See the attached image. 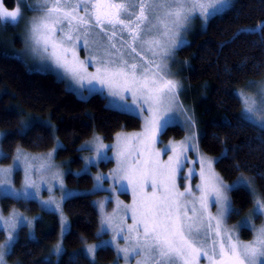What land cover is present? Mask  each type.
I'll use <instances>...</instances> for the list:
<instances>
[{
	"label": "snow or ice",
	"instance_id": "obj_1",
	"mask_svg": "<svg viewBox=\"0 0 264 264\" xmlns=\"http://www.w3.org/2000/svg\"><path fill=\"white\" fill-rule=\"evenodd\" d=\"M12 2L14 7L9 9L5 0H0V22L18 25L23 18L20 4L26 0ZM222 3L223 0H35L30 6L39 13L28 21L22 38L31 55L49 61L89 94L106 93L118 99L123 112L137 118L148 114L142 117V132L118 133L113 145L98 142L94 147L96 158H89L92 165L97 160L114 158L117 167L112 170V190H131L133 200L131 205L117 200L113 213L101 220L98 233L111 230L112 240L86 249L87 253L94 254L119 238L125 241V247L115 246L118 256L126 260L139 256L135 264H264V226L253 223L254 218L264 217V194H257L251 181L243 176L231 184L224 183L214 164L227 158V152L213 159L199 156L190 161L188 152L197 150L191 144L193 135L163 150L155 146L177 114L184 113L185 124L194 123L178 100L181 85L171 78L168 61L184 46L185 38L180 34L188 30L197 14L206 20L209 9ZM93 46L95 54L81 60L78 50L83 47L88 51ZM89 66L95 70L88 71ZM235 95L243 105L241 120L246 122L245 112L264 115V88L254 95L239 90ZM34 126L31 119L22 121L17 134L27 135ZM5 135L0 133V137ZM113 148L115 153L110 157L108 152ZM168 151L172 155L161 159ZM52 156L53 153L30 156L18 149L12 167L0 168V199L20 194L35 199L36 193L30 189H38L32 179L37 173L41 183L47 184L49 179L53 182L49 191L57 186L63 190L62 174L53 171L56 166ZM0 159H7V154L0 151ZM189 163L192 167L185 173ZM21 164L25 183L18 192L12 187V175ZM82 171H87V165ZM196 177L199 183L193 185L191 181ZM107 178L100 174L94 179L99 185ZM240 187L248 190L253 209L238 225L229 228L227 218L238 215L239 210L227 193ZM107 201L111 202V196ZM62 202L50 198L40 204L59 209ZM25 222L26 218L15 212L7 219L0 214V230L4 226L7 230L5 243L0 244V264H4L5 250L16 241L18 223ZM237 229L254 233L253 238L241 240ZM55 252L61 253L62 248L57 246Z\"/></svg>",
	"mask_w": 264,
	"mask_h": 264
},
{
	"label": "trees",
	"instance_id": "obj_2",
	"mask_svg": "<svg viewBox=\"0 0 264 264\" xmlns=\"http://www.w3.org/2000/svg\"><path fill=\"white\" fill-rule=\"evenodd\" d=\"M5 2L13 6L12 0ZM262 22L264 0H234L225 10L214 14L205 28L195 30L179 50L190 60L185 71L186 80L204 95L197 102L200 104L197 111L202 149L215 157L227 152V158L215 163L225 181L245 172L255 178L264 194V127L240 119L242 103L235 95L238 85L264 76ZM13 38V48L0 38V129L6 134L2 137V147L7 154L5 160L12 157L18 146L32 151L47 150L58 136L63 145L57 150V158H69L72 166L78 167L83 162L79 146L95 130L105 140H112L119 130L141 126V118L108 105L101 93L81 98L55 73L31 68L23 57L13 54V50L22 48L17 33ZM29 114L50 122L37 121L27 135L17 134L22 118L27 119ZM183 134V127L175 124L170 125L163 136ZM67 180L71 185L86 187L92 184L93 177L89 172L79 175L69 172ZM97 195L98 192L80 193L66 199L64 210L70 227L63 238L65 250L57 259L45 258L49 245L59 237V218L53 211H43V218L36 222L35 237L30 236L26 228L21 229L11 257L21 264H94L78 249L84 242L98 237L100 219L94 202ZM230 196L233 206L239 210L238 215H230L231 220L253 204L244 187L230 191ZM1 203L7 209L17 205L33 213L42 210L34 199L12 197L1 199ZM3 239L4 231L0 230V242ZM114 257L112 246L97 251L100 263Z\"/></svg>",
	"mask_w": 264,
	"mask_h": 264
},
{
	"label": "rangeland",
	"instance_id": "obj_3",
	"mask_svg": "<svg viewBox=\"0 0 264 264\" xmlns=\"http://www.w3.org/2000/svg\"><path fill=\"white\" fill-rule=\"evenodd\" d=\"M233 1L234 0H223V3L220 5H217L215 9H209L210 15L208 16V18L206 20L201 18L199 16V14H197L196 18H194L190 22V24L188 26V30L181 32V34H180L181 36H183L185 38V44L188 43L192 33L195 30L205 28L208 20L214 14H217V13L225 10L227 7H229L233 3ZM33 4H35V0H26V3L20 4L23 18L19 20L18 25H14V24L7 23V22H0V38L4 39L6 42H8L10 47L12 46V48H13L14 47L13 35H14V33H17L18 38H20L22 41V48L20 50H13V54L20 56V57H23V59L26 61V63H28L30 65V67L33 69H39V70H43V71H51V72L55 73L59 78L63 79L65 81L66 86L69 89L73 90L79 97H81V98L89 97L91 94H89L88 92L81 89L80 86L75 81L66 78L63 75L62 70L56 69L49 61L44 60L42 57H34L33 55H31L26 50V46L22 40V38L25 34L26 24L32 18L39 15V13L32 11L30 9V6ZM6 6L9 9H12L14 7V5L8 6L7 4H6ZM90 39L99 40L98 37H91ZM179 49L174 52L173 58L168 61V66H169V70L172 74L171 78L176 80L181 85V91H180V94L178 96V100H179L180 104L183 106V108L187 110V115L192 118V121L194 123L192 125L185 124L184 123V118H185L184 113L177 114L176 119L172 122L171 125L178 124V125L182 126L184 129V134L179 136V137H175L173 135L165 137V136H163V134H161L158 137V141H157L155 146L157 149L163 150L166 145L179 144V143L185 141L186 137L193 135L194 138L192 139L191 144L195 145L197 150L195 152H193V151L188 152L189 160L190 161L196 160L197 157H199V156H203L204 158H207V159H213L216 157L214 155H211V154L205 152L202 149L200 142H199L201 129H200V125H199L200 116L198 115L197 107L200 104L197 102L199 101L198 98H203L204 95H203V93H199V91L195 88V86L192 85L191 82L186 80L187 77L185 78V76H186L185 71L190 66V60L187 57H183L181 55ZM78 54H79V58L81 60H84L89 55L95 54V46H93L92 49L88 50V51H86L83 47H81L78 50ZM94 70H95L94 67L89 66L88 71L91 72ZM249 82H251V83H249ZM261 88H264V76L247 80L245 83L238 85L235 89V92L237 90H239L242 93H246L247 95H254ZM82 92H83V95H81ZM97 93H100V92H97ZM101 94L106 98L108 105H110L114 108L120 109L119 108L120 102L118 99L109 98L106 96V93H101ZM242 108H243V105H242ZM147 115H148L147 113L141 114V126L139 128L130 129V130L129 129L119 130L116 132V134L114 135L112 140H105L103 138L102 134L99 131L95 130L79 146L81 148V156L83 158V162L78 167H73L69 158H64V159H58L57 158V150H58L57 142H59L60 146L63 145V141L58 136H56L55 144L47 150L32 151V150H28L24 147L18 146V147H16V149H15V151H14V153L10 159H8V160L0 159V168L12 167L13 158L15 157L18 149L22 150L24 153H26L30 156H36V157L46 156L48 153H53L51 162H52V164H54L56 166L53 169V171L59 172L62 174L63 190H61L59 188V186H57L53 191H49L48 189L52 188L53 182L49 179L47 184L41 183V178H40V175L38 173L34 174L32 176V179L36 180V183L38 185V189H36V190L30 189V191H35L36 196H35L34 200H37L39 202V204H40V201H47L50 198H54L57 202L63 201L61 203L59 209H55L54 205L51 207H44L41 204H40V207L42 210L39 213L30 212L25 207L21 208L17 205L11 206L9 209H7V208H4V206L1 203V199H0V214H2L3 217H5L7 219L8 217L11 216V214L13 212H15V213L19 214L21 216V218H26V222L23 225H20L18 223L17 231H16V233H14V235H16V240L18 239V237L20 235V231L22 228H26L28 234L30 236L35 237L36 236V222H37V220L43 218V216H42L43 211H53L58 215V218H59V223H60V229H59V235H58L59 237L55 242H53L52 244L49 245V247L45 253V258H51L52 257V258L57 259L61 255V253L65 250L64 244H63V238H64V235L69 230V227H70V219L64 210V203H65L66 199H68L69 197H71L73 195L80 194V193L98 192L99 195H97L94 198V202H95L96 207H97L98 212H99L100 222L105 215H111L113 213V210L116 209V207H117V200H119L122 205H131L132 200H133L131 190H129L128 192H121L118 188H116L115 190H112L113 185L115 183L114 180L111 178L112 177V170L117 167L115 159L114 158L111 159L110 161L112 163H110L109 166H105L104 164L109 162V161L97 160L96 163L94 165H92L89 163V158H93V159L96 158V152L94 151V147H95L96 143H98V142H102L105 145H113L116 143L115 137L118 133L131 134V133L142 132L143 131V124H144L142 117L147 116ZM243 115L246 119L264 127V115L257 113L255 116H253V115L248 114L247 112L243 113ZM30 119H31L32 123H36L37 121L38 122H45V123L50 122V120L47 118H42L38 115H30V114L27 116V119L22 118V121H29ZM4 132L5 131L3 129H0V133H4ZM97 138H99V141L97 140ZM82 146H84V147L82 148ZM90 148L93 150H89ZM54 149H56L55 152H53ZM0 151L5 153V151L2 147V137H0ZM114 153H115V149L113 148L112 150H110L108 152V155L110 157H112V156H114ZM168 155H172V152L168 151L167 154H162L161 159L166 160ZM86 165H87V171H82L83 169H85ZM189 167H192V165L190 163L185 167V173L187 172V169ZM196 169H197V171H199V165L198 164L196 165ZM214 170L222 178V176L219 173V171L217 170L215 164H214ZM69 172H72L76 175H79V174L84 173V172L91 173L92 177H93L92 184L90 186H86V187H84V186L82 187L79 185H71L70 183H68V180H67V176H68ZM100 174H103L104 176H106L108 178L106 180L100 181L99 185H97V182L95 181L94 178ZM240 176H243L246 179L250 180L251 181V187L256 191V193L262 194L261 190L259 189V187L256 183L255 178L253 176H251L250 174H247L245 172L240 173L238 176H236L231 181H225L223 178H222V180L224 181L225 184H231L233 181H235ZM24 183H25V173L23 171V165L21 164V167L19 169H14V171H13L12 187L14 189L18 190V192H19L20 190L23 189ZM191 183L193 185H195L196 183H199V178L196 177L195 179H193L191 181ZM181 190H183V185H181ZM65 193H67V195H65ZM227 194L231 200L230 192H228ZM109 196H111V202L107 201V198ZM14 198L25 199V200L33 199V198H25L22 194L15 196ZM101 203L104 204L103 208L99 207V205ZM252 209H253V204L250 208H248L246 211L241 213L236 219L231 220V218L229 216L226 220L227 227L234 228L236 225L239 224V222L242 220V218H244L245 216H248L252 212ZM211 211L213 213H215L216 208L212 207ZM121 214H122V210H121ZM128 223H131V220H128ZM253 223L255 224L256 227L264 226V217L254 218ZM100 229H101V223H100V227L98 229V233H100ZM3 231H4V239L0 242V244H4L6 241V238H7L6 226H4ZM237 231L239 232L240 239L245 241V242L249 241L253 238L254 233L249 232L248 230L237 229ZM112 236H113V233L111 232V230H109L105 234L98 235V237L93 241L84 242L79 247L78 250L84 252L91 259V261L94 262V264H97V263L98 264H135V260L140 259L139 256H137L135 259H129V260L122 258V256H118L117 252L115 251V246L118 244L119 247H121V248L125 247V241L123 239H119V238L115 241H112V244L110 245V246H112V248L115 251V257L112 260L107 261L106 263L105 262L100 263L97 261V251L94 254L86 252V249H88L94 245H98L102 241H111ZM13 246H14V244L10 247V249L5 250L6 255L4 257V264H21L20 260L11 257V253L13 251ZM57 246H60L62 248V252L59 254H57L55 252V248Z\"/></svg>",
	"mask_w": 264,
	"mask_h": 264
}]
</instances>
